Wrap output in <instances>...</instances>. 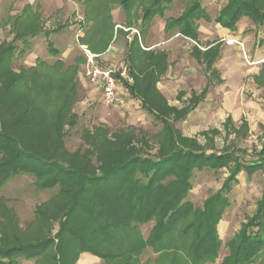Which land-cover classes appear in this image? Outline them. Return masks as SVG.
Instances as JSON below:
<instances>
[{"label": "rangeland", "instance_id": "1", "mask_svg": "<svg viewBox=\"0 0 264 264\" xmlns=\"http://www.w3.org/2000/svg\"><path fill=\"white\" fill-rule=\"evenodd\" d=\"M154 1L134 0L127 3L131 7L127 10L123 0H0V128L30 150L96 173L124 159L128 151L130 156L154 158L166 152V126L145 111L127 87L141 89L152 79L157 80L153 86L160 96L150 92L149 97L155 112L173 125L177 148L235 153L245 163H260L264 91L255 78L264 69V25L243 18L240 33L238 26L225 31L216 19L228 1L207 0L202 5L211 22L200 21L198 38L192 40L177 28L166 29L191 0H175L162 14H151L147 17L151 21H145V11ZM246 1L264 12V0ZM109 35L113 39L108 50L95 53L89 43ZM85 50L115 71L122 104L104 105L101 90L85 77ZM207 86L210 92L200 100ZM188 110L186 118L176 120ZM103 132L106 136L101 138ZM123 139L128 141L125 148L116 145ZM4 159L0 153V163ZM234 164L194 171L184 202L203 209L205 201L222 189ZM36 183L34 176L21 174L1 187L0 244L13 235L26 242L58 233L67 200L58 188L41 190ZM226 197L229 204L216 228L215 253L201 257L196 252L193 246L199 239L195 228H189L192 216L154 246V220L99 235L92 231L95 225L81 222L71 227L73 231L108 258L81 252L75 238L65 233L63 264H222L230 256L228 245L264 199V171H242ZM54 251L19 264H52ZM253 264H264V257Z\"/></svg>", "mask_w": 264, "mask_h": 264}, {"label": "trees", "instance_id": "2", "mask_svg": "<svg viewBox=\"0 0 264 264\" xmlns=\"http://www.w3.org/2000/svg\"><path fill=\"white\" fill-rule=\"evenodd\" d=\"M133 1L123 0L122 7L130 10L131 7L127 3ZM174 1L155 0L145 11L144 20L151 21L147 17L154 13L162 14ZM204 1L207 0H191L184 14L178 19H170L166 29L170 31L177 28L182 37L197 39L198 23L202 20L211 22L202 5ZM227 1L228 4L216 19L223 27L235 30L243 18L256 25H264V12L254 2ZM112 39L113 36L109 35L89 45L95 53L101 54L108 50ZM216 55L210 59L209 65H212ZM2 61L3 56H0V63ZM262 77L264 85V73ZM148 80H151L150 85L141 89L130 85L127 87L133 98L141 102L142 108L166 126L163 140L165 145L162 143L164 150L167 147L166 152L154 158L138 154L130 156L131 152L128 151L124 159L110 162L100 173H96L94 170L77 167L69 160L60 161L30 150L16 135L0 128V153L5 154V159L0 163V189L11 178L29 174L37 179L38 189L58 188L68 206L54 238L26 242L17 235H13L11 240L4 238L0 244V264H19L21 260L39 258L47 255L49 249L55 250L52 264H63L65 245L61 238L65 233L75 238L81 252L98 258H108L90 246L86 238L73 231L71 227L81 222L95 225L92 231L99 235L111 228L119 229L129 227L132 223H149L154 220L156 224L151 235L154 246L169 235L181 221L192 216L195 219L189 228H195L197 240L199 239L193 246L196 252L203 257L218 250L216 228L229 204L226 194L232 191L233 184L237 182V177L242 171H264V152L260 163L249 164L239 159L235 153L207 154L177 148L173 125L155 112L154 101L149 97L150 92H156L155 94L160 96L155 88L157 80ZM209 89L207 86L200 95V100L207 97ZM188 112L189 110L176 120H183ZM243 128L247 129V125L244 124ZM103 136L105 137L106 133L100 135L101 138ZM116 142V145L119 143L124 148L128 146L126 139ZM232 162L235 164L231 175L222 189L205 201L203 209L195 210L191 204L184 202L192 189L191 179L194 171L220 169ZM228 246L230 256L225 258L222 264H253L264 257V199L259 203L255 215L247 220L237 238Z\"/></svg>", "mask_w": 264, "mask_h": 264}, {"label": "built area", "instance_id": "3", "mask_svg": "<svg viewBox=\"0 0 264 264\" xmlns=\"http://www.w3.org/2000/svg\"><path fill=\"white\" fill-rule=\"evenodd\" d=\"M85 55V77L101 90L104 105L110 107L122 104L124 101L121 98L119 80L115 71L100 65L97 60V55L91 51L85 50Z\"/></svg>", "mask_w": 264, "mask_h": 264}, {"label": "crops", "instance_id": "4", "mask_svg": "<svg viewBox=\"0 0 264 264\" xmlns=\"http://www.w3.org/2000/svg\"><path fill=\"white\" fill-rule=\"evenodd\" d=\"M249 20V19H248ZM221 25V24H220ZM237 26H238V32L240 33L241 32V29H239V27H240V21H239V23L237 24ZM221 27L225 30V31H231V29H228V28H225V27H223L222 25H221ZM237 28V27H236ZM236 30V29H235ZM234 31V30H233ZM226 36L227 37H229V38H232L233 37V35H229V33H226ZM236 38V37H235ZM263 73H264V69L263 70H261L260 71V73L256 76V78H255V82L257 81V83H260L261 85H258L257 84V87L258 88H260V89H262L263 91H264V85L262 84V82H263ZM158 88V87H157ZM156 88V89H157ZM158 90V89H157ZM209 92H210V89H209ZM121 94V93H120ZM209 94V93H208ZM208 96V95H207ZM207 98V97H206ZM205 98V99H206ZM244 124H246L247 126H248V124L247 123H244ZM262 131H263V143H262V148H261V151H260V153L259 154H261V155H263V148H264V126H262Z\"/></svg>", "mask_w": 264, "mask_h": 264}]
</instances>
